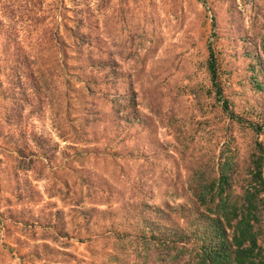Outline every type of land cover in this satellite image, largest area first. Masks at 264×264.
I'll use <instances>...</instances> for the list:
<instances>
[{"label": "rangeland", "instance_id": "1", "mask_svg": "<svg viewBox=\"0 0 264 264\" xmlns=\"http://www.w3.org/2000/svg\"><path fill=\"white\" fill-rule=\"evenodd\" d=\"M263 27L264 0H0V264H115L113 234L186 202L171 193L185 186L181 144L226 123L207 45L223 97L258 106L247 77L258 66L264 81ZM93 60L100 72L75 66Z\"/></svg>", "mask_w": 264, "mask_h": 264}, {"label": "trees", "instance_id": "2", "mask_svg": "<svg viewBox=\"0 0 264 264\" xmlns=\"http://www.w3.org/2000/svg\"><path fill=\"white\" fill-rule=\"evenodd\" d=\"M77 22L83 23L81 18L75 19V51L86 42L84 33L77 30ZM254 33L264 59V27ZM251 57L259 59L256 51ZM75 66L100 72L103 62L93 60ZM205 67L210 86L220 99L219 116L226 123L214 129L216 133L204 146L198 144L194 149L190 143L181 142L179 156L183 160L185 186L179 188L180 192L171 193L182 194L187 201L168 205L170 211L151 207L147 214H137L136 232L113 234V244L119 246L115 264H136V261L138 264H264L263 76L257 66L256 70L251 68L247 77L248 93L258 106L234 109V100L236 104L243 101L239 93L223 97L209 45ZM80 77L74 74L75 80L83 81L80 88L100 91L101 78ZM120 98H111L115 99L111 101L115 112L135 106L131 93ZM77 129L75 124L74 139H78V131L79 135L83 133Z\"/></svg>", "mask_w": 264, "mask_h": 264}]
</instances>
